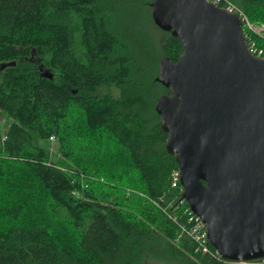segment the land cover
Instances as JSON below:
<instances>
[{
  "label": "trees",
  "instance_id": "1",
  "mask_svg": "<svg viewBox=\"0 0 264 264\" xmlns=\"http://www.w3.org/2000/svg\"><path fill=\"white\" fill-rule=\"evenodd\" d=\"M154 1L0 0V181L30 175L43 195L27 204L23 185L0 187V264H231L183 232L156 111L170 94L160 61L183 49L155 25ZM230 1L264 24V0Z\"/></svg>",
  "mask_w": 264,
  "mask_h": 264
},
{
  "label": "water",
  "instance_id": "2",
  "mask_svg": "<svg viewBox=\"0 0 264 264\" xmlns=\"http://www.w3.org/2000/svg\"><path fill=\"white\" fill-rule=\"evenodd\" d=\"M155 25L180 40L161 59L157 100L165 148L180 170L181 199L203 220L227 263L264 261V57L236 13L206 0H155ZM43 75H50L41 68ZM52 79V76H50Z\"/></svg>",
  "mask_w": 264,
  "mask_h": 264
},
{
  "label": "built area",
  "instance_id": "3",
  "mask_svg": "<svg viewBox=\"0 0 264 264\" xmlns=\"http://www.w3.org/2000/svg\"><path fill=\"white\" fill-rule=\"evenodd\" d=\"M206 1L218 7L225 8L227 11L231 13L238 14V16H240L242 19L243 33L246 40L249 43L252 53L258 57H264V49L258 47L257 45L258 43L255 40H253L250 36L251 33L253 32L256 35L264 37V28H262L261 31H258L257 27H255L249 21V18L247 17V15L244 14V12L239 8V6H236L230 0H206ZM172 177H173V183H172L173 188H179V193L182 196L184 188L182 187L180 182V170L178 169L174 171ZM181 202H185V200L181 199ZM188 213H189L188 223L190 226L188 227V229L183 227V232L189 235L196 242L199 250H201L204 254H211L213 256L220 257L219 253L216 250L214 254L210 250V247L208 246L210 245V243L208 240V234L203 220H201L199 216L191 212L189 207H188Z\"/></svg>",
  "mask_w": 264,
  "mask_h": 264
},
{
  "label": "rangeland",
  "instance_id": "4",
  "mask_svg": "<svg viewBox=\"0 0 264 264\" xmlns=\"http://www.w3.org/2000/svg\"><path fill=\"white\" fill-rule=\"evenodd\" d=\"M251 23L255 27H257L258 31H261V29L264 28V24H255L253 22H251ZM258 37L264 38V37L259 36V35H258ZM257 43H258V41H257ZM257 45H258V47L264 49V47L260 46L259 43ZM75 52H76V54L78 56H80L81 53L83 52V49H82V46H81L80 42H76V44H75ZM113 92H114V94L117 93L116 90H114ZM10 124H11V119L6 114H4L2 116V128H3L4 133L7 131V129H8ZM43 146L47 150H50L51 152H53L55 154L56 151H58L59 144H58V142L56 140H53L52 142L49 141V142L43 143ZM55 156L59 157L57 155H55ZM14 173L16 174L15 178L10 180L8 185H7V183L4 185V181H0V187L4 188L5 186H7L10 189H12V192H14V194H16V190L18 189V187L23 185L25 196H28L27 197L28 200L24 199V202H26L27 204L30 203V202L32 203V201L35 199V200H38L37 204H39L40 203V199H42L43 195L40 192L41 185L39 184L38 180H36V179H34V177L28 175V176H26V180L24 182H22L21 181V175H17V171H14ZM18 174H19V172H18ZM34 194H37V197L40 198V199H38V198L37 199L36 198L33 199L32 196H34ZM16 201H18V200H16ZM43 202H45V198H44ZM58 230H59V233L61 235H64L66 238L69 239V235L67 236V233H68L67 228L61 227V228H58ZM144 264H176V263H174V262H156V261L149 260V261L145 262Z\"/></svg>",
  "mask_w": 264,
  "mask_h": 264
},
{
  "label": "bare ground",
  "instance_id": "5",
  "mask_svg": "<svg viewBox=\"0 0 264 264\" xmlns=\"http://www.w3.org/2000/svg\"><path fill=\"white\" fill-rule=\"evenodd\" d=\"M65 221V220H64Z\"/></svg>",
  "mask_w": 264,
  "mask_h": 264
}]
</instances>
